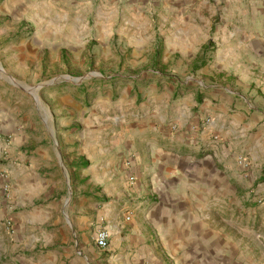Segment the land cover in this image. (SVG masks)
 Instances as JSON below:
<instances>
[{"label": "crops", "instance_id": "crops-1", "mask_svg": "<svg viewBox=\"0 0 264 264\" xmlns=\"http://www.w3.org/2000/svg\"><path fill=\"white\" fill-rule=\"evenodd\" d=\"M1 15L37 31L15 55L122 66L43 91L54 132L30 150L0 100V264L34 259L20 232L9 244L25 219L51 228L38 264H264V0H0ZM37 184L53 196L22 216Z\"/></svg>", "mask_w": 264, "mask_h": 264}, {"label": "rangeland", "instance_id": "rangeland-1", "mask_svg": "<svg viewBox=\"0 0 264 264\" xmlns=\"http://www.w3.org/2000/svg\"><path fill=\"white\" fill-rule=\"evenodd\" d=\"M5 21L4 16H0V50H3L4 55L0 54V66L4 69V72L0 70V100H2L7 107H9V112L12 114L14 123L11 126V132L15 133L14 138H18L20 141V135H23L26 139V143L29 146H22L24 148H35L37 146V137L42 133L43 130H48V133L53 134L54 129L52 126V111L43 104L42 92L46 89L53 87L55 84H62L66 82H73L77 85H88L95 86L100 85L105 82H110L116 80V74L119 73L122 63L115 61L110 58L107 61L98 62L93 57L92 60H83L81 57L77 56L76 61L67 60L60 57V59L54 60L53 57L48 54H33L26 56L25 58L15 55L18 52L12 50L10 45L17 44L21 38H33L36 37L35 27L23 30L22 32H17L15 26L12 22H8L7 33L5 32ZM14 28V29H13ZM6 33V37L4 36ZM95 34V31H93ZM92 34V35H93ZM99 49V45L93 39L86 46L85 50ZM8 49V50H7ZM183 68L188 75L192 72V67L190 63H183ZM149 64H145L143 68H146ZM172 65V63H169ZM195 68V67H194ZM114 74V75H112ZM28 88H31L29 90ZM37 93L38 98L35 97ZM39 116L45 118L46 126L41 125ZM33 122V126H30V121ZM38 122V124H36ZM40 124V125H39ZM28 125V126H27ZM38 125V126H36ZM58 149L57 145H55ZM59 157V155H58ZM58 164H64L60 157L58 158ZM57 178V177H56ZM38 185V184H37ZM4 191V190H3ZM5 192V191H4ZM65 198L70 197V186L67 187L63 193ZM10 195V193H9ZM53 195H49L46 188L41 189L38 185L36 194L32 197L28 196L26 199V204L24 207H20L22 216H31L36 211L39 210L40 204L47 203ZM12 224V223H11ZM42 222L40 219L33 220L32 223L25 219L24 224L20 225L13 223L10 227V232L12 236L10 237V245L16 243L15 232H20L23 241H27L29 244V251L27 252V257L31 259L27 264H38L44 257L51 255L50 247L45 246L42 249L35 247L36 245L42 244L43 240L41 237H46L47 230L50 227L44 229L41 226ZM40 226L41 228H38ZM22 229V231H21ZM49 233V232H48ZM45 239V238H44ZM16 247V246H14ZM32 247L34 249H32ZM38 250H44L41 253ZM39 260V262H37Z\"/></svg>", "mask_w": 264, "mask_h": 264}, {"label": "built area", "instance_id": "built-area-1", "mask_svg": "<svg viewBox=\"0 0 264 264\" xmlns=\"http://www.w3.org/2000/svg\"><path fill=\"white\" fill-rule=\"evenodd\" d=\"M206 123L211 122L210 118H207ZM2 140V134L0 133V141ZM10 141V137L8 138L7 142ZM245 167L249 166V161L248 162H244ZM248 177V174L245 175ZM6 177V171L5 170H0V180H4V178ZM136 182V179L134 176L130 177V185L134 186ZM3 190L5 191L6 195L8 196L10 193V188L8 184H3ZM255 198L256 201L261 204L264 201V198L260 195V194H255ZM129 218V217H128ZM110 237V231L109 229H107L106 227H100L97 232H96V237H95V242L96 244L101 247V248H105L108 245V239Z\"/></svg>", "mask_w": 264, "mask_h": 264}, {"label": "water", "instance_id": "water-1", "mask_svg": "<svg viewBox=\"0 0 264 264\" xmlns=\"http://www.w3.org/2000/svg\"><path fill=\"white\" fill-rule=\"evenodd\" d=\"M0 70L4 72V69L0 66ZM29 90H31V88H28Z\"/></svg>", "mask_w": 264, "mask_h": 264}, {"label": "bare ground", "instance_id": "bare-ground-1", "mask_svg": "<svg viewBox=\"0 0 264 264\" xmlns=\"http://www.w3.org/2000/svg\"><path fill=\"white\" fill-rule=\"evenodd\" d=\"M34 94H35V97H36V98H38V95H37V93H34Z\"/></svg>", "mask_w": 264, "mask_h": 264}]
</instances>
